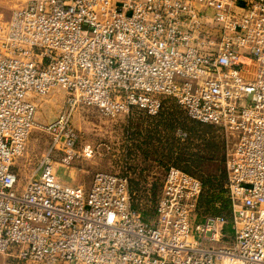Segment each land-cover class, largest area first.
Here are the masks:
<instances>
[{
  "label": "built area",
  "instance_id": "obj_1",
  "mask_svg": "<svg viewBox=\"0 0 264 264\" xmlns=\"http://www.w3.org/2000/svg\"><path fill=\"white\" fill-rule=\"evenodd\" d=\"M211 10V13H209ZM53 86L65 107L35 172L13 160L37 125L33 97ZM165 98L226 139L223 215H199V178L169 167L150 222L130 173L66 185L81 105L107 118L156 116ZM82 155L91 157L87 143ZM1 264H264V0H26L0 19Z\"/></svg>",
  "mask_w": 264,
  "mask_h": 264
},
{
  "label": "rangeland",
  "instance_id": "obj_2",
  "mask_svg": "<svg viewBox=\"0 0 264 264\" xmlns=\"http://www.w3.org/2000/svg\"><path fill=\"white\" fill-rule=\"evenodd\" d=\"M26 0H0V19ZM37 125L25 141L22 152L13 160L18 187L35 174L51 135L43 125L56 118L65 107V92L53 86L44 95L33 97ZM130 121L102 116L96 107L81 105L71 115L70 124L78 133V157L63 164L52 155V166L59 180L68 185L88 187L95 172L130 173L134 204L148 221L154 220V207L161 192L163 176L169 167H177L196 176L203 185L200 214L216 211V195L227 197L225 188L226 139L224 132L209 124L189 119L172 99L165 98L156 116L135 113ZM91 144L94 154L82 155V147ZM214 200V201H213ZM229 220L231 210L224 213ZM8 257L0 255V264ZM24 264H39L28 261Z\"/></svg>",
  "mask_w": 264,
  "mask_h": 264
},
{
  "label": "trees",
  "instance_id": "obj_3",
  "mask_svg": "<svg viewBox=\"0 0 264 264\" xmlns=\"http://www.w3.org/2000/svg\"><path fill=\"white\" fill-rule=\"evenodd\" d=\"M194 121V120H193ZM195 122H197V121H195ZM198 123H200V122H198ZM203 124V123H202ZM130 185H131V182H130ZM203 185H204V183H202V188H203ZM203 190V189H202ZM203 194V192L201 193V195H200V198H199V201H198V205H197V211H198V214L199 215H201L200 214V209L203 207V202H204V200H203V197H204V195H202ZM217 196V198H218V201H219V203H220V206L218 207V209L216 210V211H207L206 213H204L205 215L206 214H216V215H223L224 217L226 216V215H224V213L226 214V213H228V210L230 211L231 210V204H230V200H229V198H228V196L227 197H224V198H222V193H221V195L220 194H218V195H216ZM214 201V200H213ZM142 215H143V217L145 218V215H144V213H143V210H142ZM146 219V218H145ZM227 219V218H226ZM146 220H148V219H146ZM228 220V219H227ZM230 220V219H229ZM229 220H228V223L226 224V226H225V230L226 231H230V229H231V224H230V222H229Z\"/></svg>",
  "mask_w": 264,
  "mask_h": 264
},
{
  "label": "crops",
  "instance_id": "obj_4",
  "mask_svg": "<svg viewBox=\"0 0 264 264\" xmlns=\"http://www.w3.org/2000/svg\"><path fill=\"white\" fill-rule=\"evenodd\" d=\"M208 11H209V13H211V10L208 9ZM135 113H143V111H141V110H139V109H136V108H133V109L130 111L129 116H128L127 118H124L123 120L130 121V120L133 118L132 116H133ZM143 114H144V113H143ZM184 114H185V112H184ZM53 156H54V158H58V159H59V152H55ZM90 183H91V180H90ZM90 183H89V185H88L87 188H89ZM64 184H65V183H64ZM66 185H68V184H66ZM73 186H75V185H73ZM77 186H82V185H77ZM82 187H84V186H82ZM84 188H85V187H84ZM87 188H86V189H87Z\"/></svg>",
  "mask_w": 264,
  "mask_h": 264
}]
</instances>
